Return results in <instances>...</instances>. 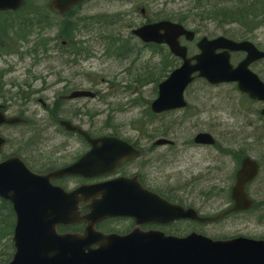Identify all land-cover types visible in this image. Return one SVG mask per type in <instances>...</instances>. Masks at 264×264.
<instances>
[{"label":"rangeland","instance_id":"374dc122","mask_svg":"<svg viewBox=\"0 0 264 264\" xmlns=\"http://www.w3.org/2000/svg\"><path fill=\"white\" fill-rule=\"evenodd\" d=\"M40 1L8 16V26L0 30V104L7 114L27 120L23 125L0 128L7 139L5 153L22 154L39 169L71 161L83 148L76 139L66 146L63 134L56 130H60L57 119L68 117L73 110L79 114L70 119L90 132L150 136V145L167 137L173 144L145 152L132 169L162 194L195 203L204 215H214L229 205L239 159L248 155L260 165L248 187L253 206L216 222L180 226L177 232L193 229L214 238H264V116L259 114L260 105L234 84L208 85L196 80L184 92L185 108L153 114L149 107L156 85L178 61L168 66L167 56L142 48L131 34L143 22L141 11L148 18L177 20L196 33L192 43L183 41L191 55L202 35L247 38L257 25L253 21L264 20H241L237 15L244 10L234 7L237 0H86L69 16L72 27L62 32L60 16L45 13L40 26L29 20L39 19L45 11L42 5L47 0ZM3 18L0 14V21ZM65 79L95 91V97L59 104ZM198 131L212 134L215 144L194 145L192 137ZM27 152H33L36 159L30 160ZM9 245L0 242V258L8 257Z\"/></svg>","mask_w":264,"mask_h":264},{"label":"water","instance_id":"95a60500","mask_svg":"<svg viewBox=\"0 0 264 264\" xmlns=\"http://www.w3.org/2000/svg\"><path fill=\"white\" fill-rule=\"evenodd\" d=\"M24 0H0V10H15ZM81 0H49V7L63 13ZM144 42L165 43L180 58L158 86L150 104L152 112L182 108L185 87L196 74L210 84L236 82L237 88L252 99L264 100V85L248 65L264 56L249 41L236 42L218 36L201 37L198 52L187 56L178 38L191 40L193 32L178 23L161 20L132 30ZM222 49L221 51H216ZM230 51H245L246 56L235 66L229 61ZM84 92H75L79 96ZM264 114V108L261 110ZM23 121L5 116L0 111V125ZM67 130L77 131L90 143V149L70 165L46 173L31 171L16 156L0 161V197L9 201L15 213L12 233L14 253L6 264H264V239L237 236L213 239L192 231L184 236L168 235L159 230H140L147 222L167 223L178 219L211 221L231 211L247 209L252 200L246 185L258 173V163L242 157L231 185L232 205L213 217H202L193 208L168 202L155 192L143 188L136 177H117L95 184H85L65 191L50 180L65 175L99 176L113 170L123 159L140 153L115 136L91 138L84 130L68 121H60ZM196 144L214 143L208 132L193 137ZM4 138L0 136V149ZM168 142L157 139L154 144ZM86 204L81 215L78 204ZM132 217L135 227L126 234L102 233L94 225L102 218ZM86 223L82 232L60 233L57 226L74 222Z\"/></svg>","mask_w":264,"mask_h":264},{"label":"flooded vegetation","instance_id":"af4514ba","mask_svg":"<svg viewBox=\"0 0 264 264\" xmlns=\"http://www.w3.org/2000/svg\"><path fill=\"white\" fill-rule=\"evenodd\" d=\"M207 1H208L207 3H209V0H207ZM142 13H143V19H142L143 23L161 20L159 18L158 19L148 18V16H145L144 11H142ZM170 20H172V19H170ZM172 21H177V20H172ZM227 22H230V21H227ZM232 22L234 23V21H232ZM253 22H256L257 25L251 30V36L250 37H247V38L235 37V38L247 39V40L251 41L259 51L264 52V44L261 43V40H263V38H264V36H263L264 31H260V29L264 27V21H253ZM221 35H223V34H221ZM204 36H206L208 38L213 37V35L209 36V34H206ZM179 40H180L181 44H183V41H185L183 36H181L179 38ZM188 42L192 43L193 40L188 41ZM141 47L147 49V48H151V45L150 44L142 45ZM186 48H187V46H186ZM155 53L160 55V56H167L170 58L172 57L168 47L166 45H163V44L157 46V51ZM231 56H232V61L238 63L245 56V53L244 52H234V53H232ZM169 63L170 64L172 63L171 59H169ZM249 68L252 72L257 74L259 79L264 83V56L253 60L250 63ZM62 78H64V77H62ZM61 83H62V93L58 95V103L59 104H64V102H66L67 100H73V98H70V94L74 90H88V89H83L81 86L74 85V83H72L71 81H69L67 79L61 81ZM88 91H90L93 94V97H95V95H96L95 91H91V90H88ZM85 97H88V96H84V97H80V98H85ZM93 97H89V98H93ZM74 99H78V98H74ZM253 103H257L260 105L259 112L262 108H264V100H256L255 99V100H253ZM42 105L46 106L44 102H42ZM78 114H79V112L73 110L69 113L68 117L64 116V117H60L59 119L69 120V121H72L75 123L73 118L72 119H70V118L75 117ZM78 125H80V124H78ZM80 126H82L84 128L83 125H80ZM85 130L93 138L107 135V136H116V137H119L121 139H124L127 143H129L133 147L140 149L141 153L138 156V158H132L130 160L122 161L108 174L101 175L99 177H94V178H85L82 176H64L61 178L54 179L52 181L54 184H57V185L63 187L65 190H71V189H73L79 185H82V184H95V183L103 182V181L113 179V178H116L119 176H124V177L136 176V180L138 182H140V184L144 188H147L148 190L159 193L161 196H163L165 199H167L171 203L179 204L185 208L192 207V208L196 209L200 214H203L195 203H190V202L186 203L184 201L174 199V198H172V196L164 195L165 193L161 194L163 192H161L160 190H158L157 188L151 186L148 182H146V180L143 178V175L140 171L137 172V170L132 169V165L137 164L138 160L143 157L145 152H149V150H152L155 148V146L150 145V142L152 140L150 138V136L137 135L135 138H129V137L121 135L117 132H110V131L109 132L108 131L90 132V131H88V129H85ZM56 132L63 134V136L65 138L64 143L66 144V146L67 145L70 146L71 141L73 139H76L77 141H79L83 150L81 151V153L78 156L73 158L71 161L62 163L60 166H58V165L53 166L52 168L50 166L46 167L47 168L46 170H51V169H54L57 167L65 166V165L69 164L70 162L75 161L80 155H82V153L86 152L90 147V145L86 141V139L83 138L81 135H79L76 132H71V131H67V130H63V129L56 130ZM143 143H145V144H143ZM148 143H149L148 148H145L144 145H146ZM27 154H28L29 159L30 158L36 159L33 152H30L31 155H29V152H27ZM21 157L28 164V162H29L28 159L25 158V156H21ZM143 165H144V163H141L139 168L141 169L143 167ZM31 168L35 169V167L33 165ZM36 169H38V168H36ZM79 208H80L81 213H84L87 210V208L84 206V204H79ZM191 223H193V222L189 221V220H178V221L168 222L165 224L147 222V223L140 224L139 227L141 230H151V229L156 230V229H158V230H162L166 233L172 234V233H175V231L178 229V226H183V225H187V224H191ZM83 226H84L83 222H78L76 224L71 225V227H68L67 230L77 232V231L82 230ZM134 226H135V222H134V219L131 217L104 218V219L99 220L94 225V227L101 232H104V233H120V234L127 233Z\"/></svg>","mask_w":264,"mask_h":264},{"label":"trees","instance_id":"16d2710c","mask_svg":"<svg viewBox=\"0 0 264 264\" xmlns=\"http://www.w3.org/2000/svg\"><path fill=\"white\" fill-rule=\"evenodd\" d=\"M35 2H40L41 4V1L40 0H27L26 1V4L24 5V7H22L19 11L17 12H14L12 13L13 15L14 14H17L19 13L20 11L26 9V8H29V7H32V6H37L35 4ZM253 5L255 6V10H252L253 8ZM262 5L263 7V10L261 11L262 14H258L256 11H259V6ZM43 9L45 11H42L41 12V15L38 18H36V16L34 17H30V21H35L34 23L32 24H36L38 23L37 26H40L42 25V21H40V18L41 17H44V14H49V10H47V8L45 7V5H42ZM234 7L235 8H238V9H241V10H244V12L242 14H238L237 17L239 16V18L242 20H246V19H258V20H264V1L263 2H252V1H248V0H237V4H234ZM197 8H200V7H197ZM1 14V13H0ZM9 14V13H7ZM51 14V13H50ZM69 16H70V13H67L63 16V28H62V32H64L66 29H68L69 27H72V22H68L70 21L69 20ZM241 16V17H240ZM3 19H7L6 17H4ZM37 21V22H36ZM39 21V22H38ZM221 21V20H220ZM29 22L26 24L27 26H29ZM2 27H6V22L5 20L3 21H0V30H2L3 28ZM177 61V60H176ZM186 227H189V224L187 225H183ZM13 227H14V213L9 205V203H7L6 201L4 200H1L0 199V242H7L9 243L10 245L7 247L8 248H11V251H12V247H11V235H12V230H13ZM180 227V226H179ZM178 227V228H179ZM177 231V230H176ZM5 240V241H3ZM4 253H2V256H3ZM10 257V254L8 255L7 258H4V257H1L0 259V264L6 262Z\"/></svg>","mask_w":264,"mask_h":264}]
</instances>
